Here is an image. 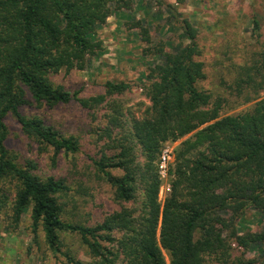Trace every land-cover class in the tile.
I'll use <instances>...</instances> for the list:
<instances>
[{"label":"trees","instance_id":"1","mask_svg":"<svg viewBox=\"0 0 264 264\" xmlns=\"http://www.w3.org/2000/svg\"><path fill=\"white\" fill-rule=\"evenodd\" d=\"M134 1L0 0V215L10 206L14 222L19 223L31 210L34 241L42 232L50 252L67 257L69 264H115L119 255L127 264H168L165 253L169 264H264V230L241 234L238 229L248 210L264 214V100L247 112L223 116L226 99L199 88L206 79L205 65L199 61L197 31L187 21L184 36L189 44L171 52L162 42L154 45L144 22L132 25L149 46L145 54L161 61L146 75L151 112L120 140L140 143L146 172L140 175V164L129 158L131 150L124 144L119 154L93 161L118 203L134 202L143 186V215L135 217L133 210L122 208L95 227L67 222L60 203L70 191L66 183L39 177L33 165H21L7 146V120L13 118L26 136L56 155L80 151L77 138H66L21 110L35 104L55 108L73 101L89 108L104 101L106 96L79 99L63 86H55L52 77L63 70H83L102 51L94 39L96 31L113 12L131 11ZM253 23L258 33L259 22ZM106 89L107 96H113L123 93L127 85L107 83ZM231 89L245 103L258 100L264 92V48L238 67ZM187 137L177 150L172 194L162 208L156 162L165 143ZM193 153V159H188ZM114 231L123 237L117 240ZM63 233L79 236L93 261L84 263L63 254ZM115 244L119 254L109 249ZM232 244L245 252L257 251L258 256L233 259Z\"/></svg>","mask_w":264,"mask_h":264},{"label":"rangeland","instance_id":"2","mask_svg":"<svg viewBox=\"0 0 264 264\" xmlns=\"http://www.w3.org/2000/svg\"><path fill=\"white\" fill-rule=\"evenodd\" d=\"M141 1L140 4L139 0H135L131 11L113 12L96 31L94 39L101 43L102 51L92 57L83 70L75 69L70 73L63 70L52 77L55 86H63L70 93L77 94L79 99L95 101L106 96L104 101L91 103L89 108L73 101L55 108L35 104L21 110L24 116L42 120L60 135L77 138L80 142L78 153L56 155L53 149L26 136L13 118L7 120V146L18 157L19 163L23 166L31 164L39 177L62 180L69 187L70 191L61 197L60 203L64 210V220L72 224L95 227L122 208L133 210L135 217L143 215V186H139L134 202L118 203L114 190L97 173L93 162L103 156L119 154L120 145L124 144L131 150L129 158L135 164H140L141 168L137 169L140 175L146 172V160L140 143L136 140H133L134 143H120L121 139L131 133L134 123L151 112L152 104L146 93L149 84L146 75L149 68L161 63L156 56L145 54L144 50L149 46L142 43L140 31L132 28L135 21L144 22L145 27L150 28L154 45L162 42L168 52L180 45L189 44L184 36V21L190 23L197 31L202 49L199 61L205 65L206 79L200 83L199 88L214 98L226 99L222 112L224 117L247 112L257 102L264 100L263 92L257 101L245 103L231 89L238 67L254 60L264 48V0ZM120 13L132 14L136 20L125 24L126 32L120 31L118 35L115 23ZM255 20L260 26L258 33L253 31ZM126 35L132 36V39ZM124 43H131L126 51L122 46ZM107 83H124L127 89L123 93L107 96ZM189 137L169 142L173 156L166 178L160 179L159 158L156 162L160 179L158 201L162 208L172 194L177 150ZM195 154H191L188 159L192 160ZM114 174L122 176L123 172ZM11 212L9 206L0 215V264H69L67 257H56L50 252L42 232L37 242L34 241L31 210L19 223L14 222ZM238 229L241 234L263 231L264 214L248 210L238 221ZM159 233L160 229L158 237ZM113 236L117 240L123 237L118 231H114ZM61 240L63 254L84 263L93 261L79 236L63 233ZM109 249L119 254L116 244L109 246ZM231 253L233 259L245 256L249 260L258 256L257 251L245 252L234 244L231 245ZM164 255L169 264L167 254ZM115 264H127V260L119 255Z\"/></svg>","mask_w":264,"mask_h":264},{"label":"built area","instance_id":"3","mask_svg":"<svg viewBox=\"0 0 264 264\" xmlns=\"http://www.w3.org/2000/svg\"><path fill=\"white\" fill-rule=\"evenodd\" d=\"M172 156H173V151L171 149V143L168 142L163 145L161 154L159 157L158 169H159L160 179L167 177L168 170H169V164L172 160ZM168 191L170 192V189H168Z\"/></svg>","mask_w":264,"mask_h":264},{"label":"crops","instance_id":"4","mask_svg":"<svg viewBox=\"0 0 264 264\" xmlns=\"http://www.w3.org/2000/svg\"><path fill=\"white\" fill-rule=\"evenodd\" d=\"M139 3L141 4L142 3V1L141 0H139ZM119 17H118V20H116V26L118 27L117 28V32H118V35H120V31H123V32H126V30L124 31V27H125V24H128L130 21H133V19L134 20H136L135 18H133L134 17V15H132V14H128V13H120L119 15H118ZM114 20V19H113ZM125 36V35H124ZM126 37L127 38H130V39H132V36H127L126 35ZM133 40H135V38L133 37ZM132 43V42H131ZM131 43H124V45H122L123 47H124V50L126 51V49H127V47L128 46H131L130 44ZM136 44H137V46H140V45H138V42H135ZM122 47V48H123ZM129 52H131V51H129Z\"/></svg>","mask_w":264,"mask_h":264}]
</instances>
